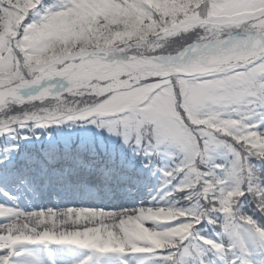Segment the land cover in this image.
Wrapping results in <instances>:
<instances>
[{"label":"snow or ice","instance_id":"obj_1","mask_svg":"<svg viewBox=\"0 0 264 264\" xmlns=\"http://www.w3.org/2000/svg\"><path fill=\"white\" fill-rule=\"evenodd\" d=\"M0 264H264V0H0Z\"/></svg>","mask_w":264,"mask_h":264},{"label":"trees","instance_id":"obj_2","mask_svg":"<svg viewBox=\"0 0 264 264\" xmlns=\"http://www.w3.org/2000/svg\"><path fill=\"white\" fill-rule=\"evenodd\" d=\"M77 126V134H72L71 132L68 131V126L67 125H61V126H56L52 129H36L35 131L41 135V139L46 138L47 136L51 135L52 137H60V136H65V135H71L73 138H81V137H87L89 135L84 134L83 132H81V126L75 125ZM80 131V132H79ZM25 134H28V130L25 129L24 130ZM105 135H107L105 133ZM217 159H222L221 157H217ZM157 164L163 166V165H168L171 164L172 160L171 157L167 156V155H161L160 157L157 158L156 160ZM143 173H145L148 177L150 178H160L161 179V183L159 186V194H161V196H164L165 194V189L163 187L164 185V178L162 176V174L157 171L156 169H144L142 170ZM154 173V174H153ZM168 191H170V189H168ZM166 198V197H165ZM164 202V200H162Z\"/></svg>","mask_w":264,"mask_h":264},{"label":"rangeland","instance_id":"obj_3","mask_svg":"<svg viewBox=\"0 0 264 264\" xmlns=\"http://www.w3.org/2000/svg\"><path fill=\"white\" fill-rule=\"evenodd\" d=\"M76 127L77 126L74 125V126H72L70 128L74 132L76 130ZM91 127H92L91 125H84L83 127H81V132L89 134L90 132L88 131V129L91 128ZM120 189H122V188H120ZM115 190H118V189H115ZM122 192H124V190ZM122 192H121V194H123ZM124 193H125V195H127L126 196L127 199H126L125 203H123V206H125V207H135V206H138L142 202L143 203H148L150 200H153V197H155V200H158L161 203H163V201L161 200L160 196L158 195L159 192L157 193V190L156 189L154 190L153 188L147 191L145 189L139 188L138 186L137 187L136 186H129V190L124 192ZM140 194H141V197L144 196L145 198L139 199V200H138V198L136 199L135 196L140 195ZM72 195H73L72 193L68 194V196L70 198L72 197ZM112 195L115 196L116 194L113 193ZM54 202H55L54 199L52 201H49V206H52V204ZM153 202H155V201H153ZM103 203L106 204V205L109 204V203H106L105 200H104ZM118 206H120V205H118Z\"/></svg>","mask_w":264,"mask_h":264},{"label":"bare ground","instance_id":"obj_4","mask_svg":"<svg viewBox=\"0 0 264 264\" xmlns=\"http://www.w3.org/2000/svg\"><path fill=\"white\" fill-rule=\"evenodd\" d=\"M159 184V180L158 179H153V178H149L148 179V182L146 183V184H144L143 185V183H141L140 185H138V187L139 188H141V189H144V188H150V187H153V186H156V185H158ZM137 187V186H136ZM125 192L126 191H128L129 190V188H127V189H123ZM114 192H117V191H114ZM137 196H135V198H136ZM139 197V196H138ZM137 197V198H138ZM118 205H120V204H118ZM121 205H123V203L121 204Z\"/></svg>","mask_w":264,"mask_h":264}]
</instances>
